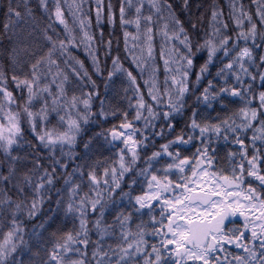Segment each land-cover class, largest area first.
<instances>
[{"label": "snow or ice", "instance_id": "1", "mask_svg": "<svg viewBox=\"0 0 264 264\" xmlns=\"http://www.w3.org/2000/svg\"><path fill=\"white\" fill-rule=\"evenodd\" d=\"M30 2L31 0H17L13 6L12 0H9L5 13L6 20L0 31V41L7 39L12 45L8 54L11 75L0 63V151L9 159L8 174L0 173V183L11 184L15 179L16 183L13 186L23 197L13 200L7 192L0 189V264H9L10 260L12 264H24L23 261L13 258V254L20 246L26 247L28 243L24 239L25 229L18 214L26 212L29 218L39 214L45 199H48L45 193L54 185L57 178L55 166L67 168L66 162L61 163V159L55 156L57 146L60 148L61 156H74L75 153L71 151V148L75 145L77 135L81 131V121L87 124L94 115L90 109L93 97L97 93L82 92L69 99L65 91V84L69 77L60 69L54 57L57 52L60 56H67L68 59L64 60V64L71 67L72 73L78 79L87 77L88 82L94 86L95 82L91 80L82 61L76 60L75 65L70 64V60H74L75 57L71 56L69 46L83 44L92 58L95 71H100L99 61L93 48L94 37L87 30L90 27V20L82 7L86 0H80L78 4L73 0V4L68 6L74 18L80 17L79 29L82 35L79 38V44H77V37L73 34L74 29L69 27L64 16L62 5L67 3V0H38L40 9L48 14L50 22L42 30L40 37L44 43H34L32 46L23 44L24 40L35 36L38 27L33 23L35 17L33 9L29 7ZM144 2L145 0H138L135 8L136 15L133 19H126L125 7V5L131 7L133 0H121L119 9L121 26L133 24L136 26V35L124 31L125 50L130 53L132 62L141 72L145 71L147 62L153 57V14L142 15ZM50 3L54 5V9H50ZM147 3L154 10L155 15L168 11L173 17L174 30L169 34V24L165 23L162 34L166 41L178 40L186 49V52H181L179 48L173 47V55L164 59L165 79L162 89L156 82L155 69H153V75L144 80L148 95L155 102L156 107L162 106L166 110L161 113L154 108L153 104L146 102L136 77L131 71L123 68L119 57H113L112 70L109 71L108 77L111 79L117 72L126 74L129 88H126L125 92L132 91L133 95L128 97L129 107H135L136 114L132 120H129L128 113L125 111L118 124H113L107 129L102 128L94 133V136L102 137L108 145L115 147L117 142H122L123 147L118 149V160L112 161L110 166L105 167L102 174L98 175L96 171L100 161H96L91 166L87 173L88 192L80 195L81 184L72 182L73 173L80 172L83 175L81 171L83 165H78L72 173L63 177L64 184L70 185L67 187L68 196L64 214L79 219V230L64 233L48 250V257L41 264H91V261L95 264H135V261L146 252L145 235L147 234L159 236L161 241L151 246V252L144 257L143 264H161L162 252L174 258L175 264H264V167H261L264 164V153L256 148L252 156L248 155V148L250 146L255 148L256 141L264 145V118H262L264 117V90L258 92L254 90L257 78L260 87L264 88V70H259L260 65H264V55L260 56V63L257 64L253 51L254 48L259 47L256 43L257 38L264 43V31H258L252 15L244 9L242 3L238 0H229V18L238 30L235 40L225 34L229 25L223 19V11L213 6L209 31L206 32L202 42L195 46L194 52L191 38L182 22L174 17L171 11L172 5L168 3V0H147ZM253 3L260 4L256 15L260 23L264 25V0H253ZM95 5L96 20L99 24L103 15L104 0H95ZM184 7H188V0H184ZM107 8L108 22L111 24L113 23V12L110 2ZM142 21L147 25L144 30L147 44L146 56L144 48H140L139 56L135 54V48L139 45L134 44L132 48L128 46L129 39L132 41L141 39ZM246 22L247 28H245ZM55 23L63 25L64 38H59V34L55 38L49 35L48 30L53 28ZM192 27L195 29L196 24L193 23ZM240 40L245 42V46L236 51L239 47L236 41ZM249 41H251V46H249ZM110 43L111 41L108 42L109 45ZM22 44L23 47H21ZM45 44L48 45L46 52L36 56L37 51ZM230 44L231 47H229ZM201 50L207 51V59L200 66L196 75V83L204 78L208 72V66L222 52L223 55L220 57L222 67L215 74L222 81V86L217 87L213 80H208L203 91L196 97L197 101L208 108H212L214 102H219L224 108L229 102L237 100L241 106L223 118L218 115L216 123L208 120L201 122L197 119L198 111L193 109L187 125L191 132L187 134V138L181 130L174 139L161 144L158 151L152 152L145 159L147 166L138 172V175L147 182L142 194L133 196L130 192L122 193L128 198L133 211L125 213L121 210L116 213L111 224H105L104 211L112 202L111 194L120 188L124 175L130 172L140 159L139 149L146 147L145 141L148 137L144 135L145 130L149 128L154 130L157 120L162 118L166 122L170 121L174 114L183 111L185 96L190 91L189 72L193 66V58ZM21 52L36 56L34 62L28 64L29 71L23 76L17 74L24 71L23 62L18 59ZM224 60H227V63H223ZM170 65H176V67L172 68ZM53 68L56 69L55 73L52 71ZM253 68L258 71L254 72ZM49 76L52 77L51 80H48ZM229 79L232 80L231 84L228 83ZM9 80L21 91L26 90L27 95L22 105L17 104L13 92L9 90ZM43 81L47 82L42 83ZM53 84L57 88L55 94L51 90ZM47 97H51V108H49ZM36 99L44 100V104L39 111L34 112L32 105ZM133 99L136 101L135 105L131 103ZM253 103L257 106L253 107ZM81 105L83 106L82 111ZM50 111L58 114L59 122L65 127L60 130L56 126L51 128L44 126L38 131L36 120L39 119L46 125ZM61 111L65 114L60 115ZM118 111L119 109L105 110L104 101L101 100L99 111L101 118L115 116ZM22 115L27 116L28 123L39 144L49 150L53 165L51 171L44 167L39 159H36L32 169L19 177L15 175L16 163L21 160V157L13 155L12 150L23 136ZM140 121H143V127H136V123ZM167 128L174 130V125L169 122ZM249 130L253 133L250 137L251 145L246 144L244 138V134ZM197 131L198 136L195 135ZM137 134L143 139H136ZM164 134L163 126L160 131H154L156 136ZM221 138L225 141L231 139V143L239 145V152L228 153L231 167L227 173L223 168H217L216 158L210 154L213 140ZM193 140H199L200 147L191 156L181 158L178 146L188 145ZM91 143L92 140L89 139L84 145L85 148H88ZM65 145L69 148L67 152L64 151ZM174 145L177 146L175 152L170 150ZM31 146L35 147V145ZM165 158L167 162L163 167L155 168V164H159ZM237 158H239L238 162ZM170 174L177 175V179H170ZM249 178L258 183L254 186L249 183ZM135 182L134 180L133 183ZM129 187L131 188V185ZM26 188L31 189L30 194L26 193ZM61 203H63L62 199L58 198L56 210ZM157 206L159 217L153 214ZM89 209L93 213L97 209L100 211V216L94 222V230L98 235L96 241H91L89 237L90 229L87 219ZM144 210H147L149 220H141L136 224V230L133 231L131 227L133 214L143 215ZM236 217L242 218V225L234 224L233 227H229L228 225ZM5 221L8 223L6 232L2 228ZM149 224L151 232L148 231ZM40 227L43 228L44 224L42 223ZM249 232L250 236H247ZM113 236L117 238L118 243L105 246V238ZM246 239L247 242H245ZM90 243L95 245L91 260L87 253ZM78 245H83V248ZM226 245H234L242 249L243 253L232 255L227 252ZM218 252H223L225 255L221 257L217 254ZM33 255H39V253H33ZM152 255H155V260L151 258Z\"/></svg>", "mask_w": 264, "mask_h": 264}, {"label": "trees", "instance_id": "2", "mask_svg": "<svg viewBox=\"0 0 264 264\" xmlns=\"http://www.w3.org/2000/svg\"><path fill=\"white\" fill-rule=\"evenodd\" d=\"M17 0H12L13 6H15ZM112 5L113 12V23L108 22V3ZM239 3H242L244 9L252 15L253 21L257 25L258 31H264V25L260 23L259 17L256 15L257 8L260 6L259 3H253V0H238ZM75 3H80V0H75ZM168 3L172 5V13H174V17L178 18L182 24L184 29L187 31L188 36L191 38L193 51L195 52V46L202 42L206 32L209 31V21L211 18V11L213 6L221 9L224 13V21L228 23L229 27L225 32L226 35L233 37L235 40L236 32L238 31L233 24L232 20L229 18V0H188V7H184V0H168ZM9 4V0H0V31H2V24L6 20L5 13L7 11ZM73 4V0H67V3H64L63 10L65 19L69 25V27L74 29L73 34L77 37V44H79V38L82 35L79 29V19L80 17L74 18L71 12L68 10V6ZM138 5V0H133L132 6L126 7V19L135 18V8ZM29 7L33 9L34 12V21L37 27V31L35 36L30 37L23 41V44H27L32 46L34 43H44L40 37L42 36V30L47 27L49 24L48 14L45 13L42 9H40L38 5V0H31ZM50 9H54V5L50 3ZM83 11L86 14L87 18L90 20V27L87 29L94 37L93 48L95 49L96 58L99 61L98 67L100 69L99 72L95 71L92 58L89 56L88 52L85 50V46L83 44H79V46H69V50L72 57H75L74 60H70L71 65H75L76 60L82 61L84 68L87 70L88 75L91 77V80L94 81L93 84L88 82L87 77L83 79H78L71 71V67L69 65L64 64V60L68 59L67 56H60L59 52H57L54 57L57 59L60 69L66 73L69 77L68 82L65 84V91L67 97L70 99L73 95H80L82 92H95L96 96L93 97L91 112L94 114L90 121L87 124H84L81 121V131L77 135L76 143L71 148V151L75 153L74 156L71 157H63L61 156V151L59 146H57L55 150V156L61 159V163L67 164V168H60L59 165H56V179L54 181V185L51 186L45 193L48 199H45V202L41 206V211L35 217H27L26 212L19 213V219L22 221V226L25 229L24 239L28 242L27 246H20L18 251L13 254L14 259H19L24 262V264H41V262L48 257V250L52 247L57 240L63 236L64 233L69 231L75 232L79 230V219L73 217L72 215L65 216L64 214V206L67 202V187L64 184L63 177L67 176L68 173H72L73 169L78 165H83L80 172L73 173V183L81 184V192L80 195H83L85 192L89 191V181L87 177L88 171L91 169V166L96 162L100 161L101 163L97 167V174H102L103 169L112 164V161L118 160V149L123 147L122 142H117L116 146L113 147L111 145L106 144L102 137L94 136V133L100 131L102 128L107 129L110 128L113 124H118L122 119L123 112L127 111L128 119L132 120V118L136 114L135 107H129V99L128 97L132 96L133 93L131 90L125 92L126 88H129V82L125 73L117 72L113 75L111 79L108 77L109 71L112 70V60L113 57H119V61L122 64L123 68L131 71L132 74L137 79V84L140 87V90L144 96L146 102L153 104L154 108L157 111L163 112L166 110L164 107H156L155 102L151 100V97L148 95V89L144 84V80L149 79L153 75V69H155V78L158 85L161 89L164 86L165 79V64L164 59L170 58L173 55L172 49L173 47L179 48L181 52H186V49L179 43L178 40L166 41L165 37L162 34L163 26L165 23L169 24V34L174 30V26L172 25L173 17L169 15L168 11H163L160 15H155L154 10L150 8L145 0L142 7V15L146 16L150 13L153 14V33H152V49H153V57L150 61L147 62L145 71L141 72V70L132 62L131 55L129 52L125 50V38L124 31H128L133 35L137 34L136 26L126 25L124 27L121 26L120 23V12L119 9L121 7V0H104V10L102 19L99 24H97L96 20V5L95 0H86L82 5ZM73 10H75L73 8ZM21 11L23 8L21 7ZM163 17V18H161ZM196 24V28L192 27V24ZM147 27L146 24L141 22L140 27V35L141 39L139 41H132L129 39V48H132L134 44L139 45L135 48V54L140 55V48L145 49L144 55L147 54V44L146 39L144 37V30ZM247 22L245 23V28H247ZM49 35H53L54 38L57 34H59V38L65 37L64 27L59 23H55L53 28L49 29ZM26 35V33H25ZM182 38V37H181ZM111 41L110 45L108 42ZM239 44V47L236 51H239L240 48L245 46V42L240 40L236 41ZM249 46H251V41L248 42ZM259 44L258 48H254V59L257 64L260 63V56L264 55V43H261L259 38L256 41ZM23 44L21 47H23ZM48 45L45 44L43 48L37 51L36 56H39L46 52ZM231 47V44L229 45ZM12 45L4 39L0 41V63L3 64L6 72L11 75L10 72V60H9V51L11 50ZM163 52V58H162ZM235 53H233L234 55ZM223 53H219L216 59L212 64L208 66V72L204 75V78L196 83V75L199 72L200 66L207 59V51L201 50L196 53L193 58V66L189 72V88L190 91L185 96L184 108L180 113H176L172 116L170 121H164L162 118L155 122V129H147L144 132V135L148 137L145 141L146 147H142L139 149V157L140 159L137 161L136 165L133 169L126 173L121 181V186L118 191L111 194V203H109L108 207L104 211V223L111 224L113 218L116 213L123 210L125 213L133 211L132 205L129 203L128 198L124 197L122 193L130 192L131 195L135 196L138 194H142L144 189L146 188V181L138 172L140 169L146 167L145 159L152 154L154 151H158L160 149V145L167 143L169 140L174 139V137L181 132V130L185 133V138H187V134L191 132V130L187 127L190 122V117L192 115L193 109L198 111L197 119L201 122L208 120L212 123H216V117L219 115L220 118H223L225 115H228L238 107H240V102L232 101L227 104V107L222 108L219 102H214L212 108H208L206 105L201 104L197 101L196 97L200 95L203 91L204 87L207 85L208 80H213L214 83L217 84V87L222 86V81L218 77L215 76L216 72L220 67H222V63L220 61V57ZM36 56H30L28 53H19L18 59L23 62L24 71L18 72L17 74L23 76L25 73L29 71L28 64L30 62H34ZM178 59V57H177ZM223 63H227V60H224ZM172 68H175L176 65H170ZM78 67V66H77ZM46 70V69H45ZM254 72L258 70L256 68L252 69ZM259 70H264V65H260ZM53 73L56 72V69H52ZM51 76L48 77V80H51ZM62 78V77H61ZM47 81H43L42 83H46ZM59 81H57L58 83ZM247 82V81H246ZM228 83L231 84L232 80L229 79ZM9 90L13 92V95L16 98L17 104L22 105L26 98V90L21 91L16 88V86L11 83L9 80L8 84ZM52 92L55 94L57 92L56 85L53 84L51 86ZM254 90L256 92L264 90V88L260 87L259 79L254 86ZM49 108H51V97H47ZM101 100L104 101V108L107 111H114L119 109L115 116H108L107 118H101L99 116V111L101 109ZM133 105H135L136 101L133 99L131 101ZM44 104V100L36 99L32 105V111L36 112ZM253 107H256V103H253ZM15 107V106H14ZM81 111L83 110V106H80ZM65 112L61 111L60 115H64ZM146 114V113H145ZM75 115V113H73ZM264 118V117H262ZM22 123V139L19 141L18 145L13 147L12 154L18 155L21 157V160L16 163V173L17 177L21 176L25 172H28L30 169L34 167V161L39 159L41 164L44 167L51 168L53 165L51 164V157L49 155V150L44 148L39 142L36 140L31 126L28 123V118L25 115L21 117ZM172 123L174 125V130H169L167 128V123ZM258 123V122H257ZM37 130L39 131L41 127L47 126L49 128L56 126L63 130L65 125L59 122V117L56 112H49L48 120L46 122L36 120ZM136 127H143V121L137 122ZM161 126L164 127L165 134L163 136L154 135V131H160ZM252 132L249 130L244 134L245 143L251 145L250 137L252 136ZM195 135H199L198 131ZM92 140V143L88 148H85V143ZM136 139H143L142 136L137 134ZM31 145H35L33 148ZM179 151L181 153V158L184 156H191L198 147H200L199 140H193L188 145H179ZM256 148L260 149L262 153H264V145L261 144L260 141H256L255 148H248V155L252 156L253 152ZM171 151H177V146H173ZM64 151H69L67 145H65ZM229 152H239V145L231 143V139L225 141L223 138L219 140H213L210 148V154L214 155L216 158V166L217 168H223L225 173L231 167V164L228 159ZM142 157V159H141ZM130 159V158H129ZM239 158H237V162ZM167 162V158L160 161L159 164H155V168H162L163 165ZM9 167V159L5 156V154L0 151V173L8 174ZM264 167V164L261 165ZM42 171V169H41ZM175 171V170H173ZM190 171V170H189ZM170 179H177V175L170 174ZM136 181L133 183V181ZM16 183V180L13 179L12 183H0V189L7 192L9 196L12 197L13 200H19L23 197L18 193L16 187L13 185ZM249 183H252L254 186L258 182L254 181L252 178H249ZM131 185V188L129 187ZM59 190V191H57ZM31 189L26 188V193L30 194ZM107 195V193H106ZM58 198H61L63 203L59 205L58 210L56 201ZM157 217H159V207L157 206L156 210L153 213ZM100 216V211L97 209L95 213L89 209L88 213V227L90 229L89 237L91 241H96L98 239V235L94 230V222ZM10 219V216H9ZM141 220L148 221L149 216L147 215V210H144V214H133V219L131 221L132 230H136V224L140 223ZM44 224V227L41 228L40 225ZM243 223L242 218H235L233 222L228 226L233 227V225L241 226ZM148 231L151 232V225L148 226ZM159 227V225H157ZM3 231L8 230V223L5 221L2 225ZM116 232H119V229H116ZM55 234V235H53ZM247 236H250V232L247 233ZM145 240L147 244L145 245L146 252L137 260L135 264H143V259L148 253L151 252V246L153 244H159L161 241V237L156 236L154 234L145 235ZM62 242V240L60 241ZM247 242V239L245 240ZM118 240L115 236L111 238H105L104 245L108 244H116ZM258 244V241L256 242ZM83 248V245H78ZM251 246V245H250ZM95 247L94 244H89L87 253L88 257L91 260L92 250ZM227 252L232 255L242 254L243 250L236 248L234 245H226ZM33 253H39V255H33ZM218 255L223 257L225 253L218 252ZM162 260L161 264H175V260L172 257H169L167 253H161ZM155 260V255L151 257ZM231 259V257H229ZM9 264H12V260L9 261ZM91 264H95L94 261H91Z\"/></svg>", "mask_w": 264, "mask_h": 264}, {"label": "rangeland", "instance_id": "3", "mask_svg": "<svg viewBox=\"0 0 264 264\" xmlns=\"http://www.w3.org/2000/svg\"><path fill=\"white\" fill-rule=\"evenodd\" d=\"M141 159H142V157H141ZM118 190H119V189H117L116 191H118ZM116 191H115V192H116Z\"/></svg>", "mask_w": 264, "mask_h": 264}]
</instances>
